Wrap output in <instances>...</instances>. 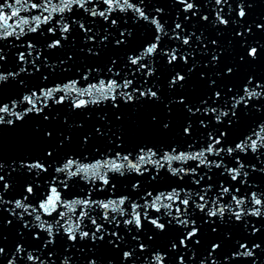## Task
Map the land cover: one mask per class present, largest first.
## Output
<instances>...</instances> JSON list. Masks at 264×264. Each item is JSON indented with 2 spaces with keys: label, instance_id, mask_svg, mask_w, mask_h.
Returning <instances> with one entry per match:
<instances>
[{
  "label": "snow or ice",
  "instance_id": "1",
  "mask_svg": "<svg viewBox=\"0 0 264 264\" xmlns=\"http://www.w3.org/2000/svg\"><path fill=\"white\" fill-rule=\"evenodd\" d=\"M254 2L255 0H252V3ZM175 3L184 5L182 11L185 13V20L196 16L200 9L198 3L190 2V0H175ZM226 3L228 0H215V5L218 6ZM143 4L144 0H135V2L133 0H14L13 4L7 2L0 4V21L3 22L0 24V41L2 42L9 40L10 37L20 41L21 35H27L29 32H38L43 35L45 29H42L41 25H50L46 29L47 32L52 33L53 36L57 31L60 33L58 38L47 44L48 48L55 49L63 47L62 41L69 38V34L73 32V25H77L85 33L86 41L94 42L99 36L100 43L104 44L109 40L112 32L106 28L104 35L99 33L87 35L93 33V27H86L85 24L94 25L95 18L99 17L111 28L117 25L119 20L111 17L117 13L127 14L128 12L132 13L134 19L143 20L149 25H153L156 32L153 41L146 42L142 46V51L137 49L135 54L127 55V63L124 64L127 71L123 76L120 70H114L117 60L113 59L107 68V72L104 73L108 79L93 76V72L100 73V69L88 68L77 79L51 88H42L39 94L35 88H28L24 80L17 81V77L21 73L29 71L28 64H31L35 71L40 70V65L37 63L40 57L36 45L29 40L27 43L28 55L26 56L22 52L17 53L16 59L19 65L23 64V66H20L16 71L4 70L3 62L6 61V57L2 54L3 48L0 47V85L11 79L17 81L22 90V93L17 97L7 99L0 90V132H3L5 127L16 128L18 124L23 125L25 118L30 114L44 115L45 111L50 110L53 105H62L69 100L71 101V108L74 110L87 109L90 104L99 106L105 101L118 108L120 106L119 101L127 104L136 103L141 98L158 100L160 98L158 91L153 90L152 87H144L149 78L156 74L155 57L160 55L166 58L168 65H175L180 61L187 64L189 55H192V53L181 52L180 47H171L169 50H165L161 47L162 38L168 37L170 40L181 41L182 45H190L193 36L196 34L193 32L184 34L187 29L177 18V22L171 28L172 35H169V31L165 28L167 22H162L160 19V14L164 10L157 8L155 10L156 15L149 16L145 8L142 7ZM248 7H251V3L248 4ZM6 8L10 10L8 16L3 14ZM229 9L231 10V5H229ZM237 9L236 15L238 17H246L245 0H238ZM22 11L29 13V16L27 18L21 16ZM81 11L92 19L85 21L74 14ZM223 11L222 7L215 9V22L227 26L230 21L222 15ZM189 12H191V16L187 15ZM70 15L71 20H69ZM11 17L19 19L15 28L7 23ZM200 18L203 21L209 20L207 15ZM232 23H237V21H232ZM21 25L26 26V31L25 27H21ZM256 27L264 31V24H256ZM16 29H19V32ZM244 31L251 33V27ZM125 33H127V37L132 36L131 31L121 29L120 38L114 41L116 46L128 42ZM236 35L243 36L244 32L238 31ZM196 39L200 40L201 37L196 36ZM212 43L216 44L217 41L213 40ZM24 46L23 43L18 45V47ZM33 51H37L36 57H32ZM87 51L94 55L99 54L94 52L91 47ZM258 54L256 46L248 48L247 55L252 59H255ZM30 57L31 59H29ZM218 59V56L213 55L211 61L216 63ZM240 59L243 60L244 57H240ZM43 63L47 66V57H44ZM60 63L63 64L64 61H60ZM191 70L190 68L189 72ZM225 71L227 74H231L233 68L228 67ZM129 74L131 79L128 78ZM137 74L144 79L138 82ZM203 75L201 73V76ZM43 79L47 80L48 77L44 76ZM90 80L95 82H90ZM185 80L186 76L181 71H175L168 82V86L170 89L178 84L182 87V82ZM215 84V80L209 81L210 87ZM261 99H264V79H257L252 75H249L239 88L232 85L227 88L226 92L213 88L211 94L201 98L195 107L189 106L183 96L174 99L175 103L184 105L190 117H197L198 114L203 117L198 119L201 128L209 129L213 120L222 126L207 131V140L199 146V150H195L194 143L185 145L170 143L161 146L149 141L141 142L135 148L125 149L124 140L118 136L114 148L108 147L104 151L97 149L95 155L91 157L84 153H70L59 161H55L50 159L53 152L47 150L44 154L21 156L5 163L2 154H0V173H2L0 174V222L11 225L15 221L27 230L34 240H41L42 247L48 250L46 253L48 259L46 261L41 259L40 255H33L32 252H28L22 241L17 242L15 251L11 252V259H9L5 247L0 246V257H3L5 264H13L14 261H23L25 258L23 254L27 253L26 259L33 261L34 264H56V261L52 259L51 246L54 245L56 237L61 234V231L70 242L69 249L76 244L78 239L81 241L91 240L95 243L97 241L103 242L106 236L111 237L107 240L108 244L118 248L119 244L116 241L123 243L124 237L119 231H110L109 227L105 225H114V229H119L121 221L125 225L126 233L129 234L133 232V229L136 233L142 232L145 221L159 233L167 232L174 225L179 226L182 232L178 237V244L175 240L170 243V251H176L178 245L188 249L189 241L198 245L200 240L196 237L200 232V227L203 224L215 225L217 222L215 218L224 222L225 213H227L228 221H232L234 217L236 221L245 223L246 218L250 215L264 217V188L249 182L250 171L258 170L264 173V168L257 169L254 163H248L245 160L249 153L254 154L257 159L260 158L261 154H264L262 153L264 150V120L250 126L248 133L239 142L229 144L227 140L228 130L234 123H239L241 115L252 109L258 112L264 111V105L256 103ZM48 100H51V105L47 102ZM172 102L170 101V103ZM208 117H212V119L206 122ZM119 118L118 116L117 119ZM44 119L47 120L48 116L44 115ZM152 119L155 121L156 117H152ZM169 123L167 121L162 123L161 128L167 130ZM97 131L99 132V129ZM183 134L188 138L192 136V119L186 120ZM46 135L51 137L52 133L47 132ZM69 139L70 137H65V140ZM87 141L88 137L85 136L84 142L87 143ZM63 143L64 141H60V146H63ZM183 148H186L187 151L181 150ZM189 161L193 163L189 164ZM174 162L178 163L179 167H173ZM261 162L264 163V161ZM149 165L152 167L150 168ZM165 167L179 181H183L185 176H190L194 185L200 186L206 178L209 183L206 187L198 188L197 191L180 185L171 188L170 191L158 192L156 195L145 190V194L139 197L143 203L136 202L132 198V193L116 196L115 174L124 176L126 172L136 173L138 177L143 178L147 173L149 180L156 181L160 176L159 170ZM213 168L218 170L222 177L228 178L217 184L218 192L215 197L209 196V192L213 190V185L210 183L212 178L208 172ZM198 169L200 171H197ZM49 171L53 173L51 176L48 175ZM13 173H15V177H13ZM110 173L113 175L110 176ZM61 175L64 179L59 178ZM73 177L87 181L90 187L85 194L67 200L61 195L59 189L61 187L63 189L69 188L68 181ZM17 179L23 181L20 185L22 188L21 198L5 199L4 194L14 189L13 181ZM41 181L46 185L43 199L38 204L30 202V195H35L41 191ZM97 181L100 184L99 188L96 185ZM131 187L133 190L140 189L142 187L140 179H136ZM242 188H246L247 191H242ZM108 189L112 190V197L106 200L93 199L95 192H104ZM225 196L229 198L225 200ZM129 207L131 211H129ZM193 208L204 214L201 217L202 223L198 224L197 220L192 218L191 210ZM97 209H103V212H97ZM149 209H153L155 214H150ZM161 209L165 211L161 213ZM4 212H7L11 219L3 221ZM45 215L50 217L51 221L42 219V216ZM26 217H31L32 220L30 221ZM86 220L93 226L91 231L84 230L88 228V223H85ZM216 230V227H212L213 232ZM257 232H259V228L253 226L252 233ZM43 233H47V238L42 236ZM19 235L22 237L24 232L20 231ZM152 238V235L148 236L149 240ZM0 240H2V236H0ZM132 240L137 242L136 247L123 251V259L125 261L130 260L131 264H135L137 259H133V257L137 254L136 249L138 248L140 253H144L149 250L150 245L144 243L139 234L133 235ZM237 245V250L231 253L230 257H224L226 262L239 257H254L253 249L260 248V245L255 243L252 244L251 248L247 243H240L239 241H237ZM219 248V243L211 244L210 250L205 257L200 259L199 264H217L213 255ZM151 254L153 259L147 260L145 258V264H153V262L155 264H170L167 251L157 249ZM195 254L193 252L192 256L194 257ZM61 264H71L70 257L65 255ZM88 264H97V261L89 260ZM177 264H188L183 254L178 257Z\"/></svg>",
  "mask_w": 264,
  "mask_h": 264
},
{
  "label": "water",
  "instance_id": "2",
  "mask_svg": "<svg viewBox=\"0 0 264 264\" xmlns=\"http://www.w3.org/2000/svg\"><path fill=\"white\" fill-rule=\"evenodd\" d=\"M7 2L13 4L14 0H0V4ZM135 2V0H133ZM200 5V9L196 16H192L191 19L185 20V13L182 11L184 5L176 4L175 0H144L142 7L145 8L149 16L156 15V9L161 8L164 11L160 14V19L166 21L165 28L171 34V28L174 23H182L188 32H193L196 36H200L201 39L197 40L196 36H193L190 45H182L181 41L170 40L168 37L162 38V45L165 50H169L171 47H180L181 52L185 54L192 53L188 57V63L183 61L178 62L175 65H168L166 58L158 55L155 57L156 74L149 78L148 83L144 87H152L153 90L158 91V100H147L141 98L136 103H124L119 101V107H113L108 101L103 102L99 106L89 105L87 109L74 110L71 108V101H65L62 105H53L50 110H46L44 115L48 116V119H44V115L30 114L25 118L24 124L19 125L16 128L3 129L0 132V154L3 156L5 163H8L21 156H31L44 154L47 150L53 152L51 160L59 161L66 157L67 154L84 153L88 156H94L95 151L99 149L104 151L108 147H115L117 137L120 136L124 140V148H135L139 143L149 141L151 143L164 146L170 143H176L177 145H185L187 143H194L195 150H199V146L207 140V131H211L218 125L213 120L209 129L205 130L200 127L198 119L203 118L200 114L197 117H190L187 114L183 104H177L174 99H178L183 96L189 106H197V102L210 95L213 88L219 89L223 92L227 91L229 86H239L246 80L249 75L255 76L257 79H264V31L258 29L256 24H264V0H245V7L247 8V15L244 18H240L236 15L238 0H228V3L222 5H215V0H190ZM251 3V7L248 4ZM231 5V10L229 9ZM103 7V5H101ZM222 7L224 11L222 15L230 22L227 26L221 25L215 22V9ZM4 15H10L9 9H4ZM78 15V18L85 21L92 18L81 12L74 13ZM68 15V14H66ZM191 16V12L187 13ZM207 15L208 21H203L200 17ZM21 16L27 18L29 13L21 12ZM111 18H118L117 25L109 28L108 24L104 23L102 18L96 17L95 24L86 23L85 26L93 27V33L87 35H93L99 33L100 35L106 34L104 30L108 28L112 32L109 36V40L104 44L100 43L99 36H97L94 42H88L85 38V33L77 26L73 25V32L69 34V38L62 41L63 47L51 49L47 47V44L52 43L55 38L60 35L59 31L55 36L52 33L47 32V28L50 25H41L42 29H45L44 34L27 33V35H21L20 41H16L15 38L10 37L9 40L0 41V47L3 48V55L6 57V61L3 62L5 71H16L23 64L18 63L16 57L18 52L28 55L29 49L27 43L30 40L36 45V49L39 52V59L37 63L40 65V70L37 72L33 69L31 64H28L29 71L21 73L18 80H24L25 85L28 88H35L39 94L42 88H51L56 85L67 83L69 80L77 79L81 73L88 68H98L100 73L93 72V76H101L104 79H108L104 73L107 72V68L111 64L113 59L117 60L114 66V70L118 69L123 74L127 71L124 68V64L127 63L126 57L130 54H135V50H143L146 42L153 41L156 34L153 25H149L143 20H136L133 18L132 13H117ZM71 20V15L69 16ZM237 21V23H232ZM3 22L0 21V24ZM8 24L15 26L19 23L17 17H11L7 20ZM21 27L26 26L21 25ZM251 27V33L244 30ZM127 29L132 32V36L127 37L128 42L116 46L114 41L120 38V30ZM19 32V29H16ZM179 31V30H177ZM238 31L244 32L243 36H238ZM216 40L217 43L213 44L212 41ZM23 43L24 47H18ZM256 46L258 48V56L252 59L247 55L248 48ZM93 48L94 52H98V55L91 54L87 51L88 48ZM213 55L219 57L216 63H212L211 58ZM37 56V51L32 52V57ZM44 57H47V66L44 65ZM240 57H244L243 60ZM31 59V57L29 58ZM60 61H64L63 64ZM228 67L233 68L231 74L226 73ZM192 69L189 72V69ZM79 70V72H78ZM175 71H181L186 80L181 87L179 84L169 88L168 82L171 76L175 74ZM201 73L204 75L201 76ZM110 75V74H109ZM47 76L48 79L44 80L43 77ZM131 79V75L128 76ZM137 81L143 80L142 76L137 74ZM215 80L216 84L212 87L209 86V81ZM17 81L9 79L8 82L0 85L4 97H17L22 93ZM90 82H95L91 81ZM135 83V81H134ZM87 99V98H86ZM170 101H173L170 103ZM51 105V100L47 101ZM252 103V102H250ZM261 105H264V99L256 101ZM219 107L220 105H214ZM170 109V111H169ZM120 117L117 119V117ZM152 117H156L153 121ZM188 119L193 121V134L190 138L185 137L183 134V127ZM212 119L208 117L206 122ZM264 120V111L258 112L255 109L247 111L241 115L239 123H234L228 130V143L233 144L239 142L245 134L248 133L250 126H254L256 122ZM170 122L169 128L163 130L161 128L162 123ZM99 129V132L97 131ZM47 132H51V137L46 135ZM88 137L87 143L84 142V137ZM65 137H70L69 140H65ZM64 141L63 146H60L59 142ZM111 141V143H110ZM181 150L187 151L186 148ZM264 153V150H262ZM99 158V157H97ZM212 159V157H209ZM246 162L254 163L257 169L264 168V154H261L260 158L249 153L245 157ZM227 162V158H226ZM192 164V161L188 162ZM187 166V165H186ZM233 166V165H230ZM151 168L152 166L149 165ZM173 167H179L178 163L173 164ZM203 167V166H201ZM159 179L151 181L148 179L146 173L143 178L137 176L136 173H125L124 176L116 175L115 194L119 196L121 194L128 195L132 193V198L138 202L143 203L139 197L145 194V190L152 192L156 195L158 192L170 191L171 188L180 185L184 188H190L192 191H197L198 188L206 187L209 183L207 178L201 183L200 186L192 183L190 176H185L183 181H179L168 172L167 167L160 169ZM197 171H200L198 169ZM19 172V169H17ZM2 174V173H0ZM53 173L49 171L48 175ZM113 175L112 173L109 174ZM208 175L211 176L210 183L213 185V190L209 192V196L215 197L218 189L217 184L221 180H227L226 176L222 177L220 172L213 168ZM15 177V173H13ZM60 179H64L61 175ZM140 179L142 187L140 189L133 190L131 185ZM249 182L260 185L264 188V173L260 171H250ZM14 189L10 192H6L5 199L21 198L20 193L22 188L20 185L23 183L22 179L13 181ZM42 187L41 191L35 195H30L29 201L38 204L43 199V192L46 188L43 181L40 182ZM70 187L59 189L61 195L71 200L77 198L86 193L90 184L80 179L79 177H73L68 181ZM97 188L100 187L99 182H96ZM238 187H242L237 185ZM242 191H247L246 188H242ZM138 193V195H137ZM183 195V193H182ZM113 196L111 189L104 192H95L93 199L106 200ZM114 198V197H113ZM229 197L225 196L227 200ZM199 202V201H198ZM183 207V206H182ZM250 207V205H249ZM19 211V210H18ZM97 212L102 213L103 209H97ZM129 211L131 208L129 207ZM150 214H155L153 209L148 210ZM165 211L161 209V213ZM175 214V209L173 208ZM95 214V213H93ZM55 216V213H53ZM193 219L197 220V223H202L201 213L198 209L193 208L191 210ZM3 221L11 219L7 212L3 213ZM26 219L32 220L31 217ZM42 219L51 221L48 216H42ZM167 219V218H165ZM215 225L203 224L200 227V232L196 239L200 240L198 245L193 241H189V248L184 249L179 247L176 251H170V243L175 240L178 244V237H180L182 230L179 226H173L167 232L159 233L152 225L145 221L144 230L140 233H136L135 229L131 234L126 233L125 225L121 221L119 229H114V225L108 226L109 230H117L124 237V242L119 244V247H115L108 244L107 240L111 237H107L103 242L97 241L93 243L91 240H79L70 249L68 248L69 241L66 239V235L61 231V234L56 237L54 245L51 246L53 253L52 259L56 261V264H61V261L65 255L70 257L71 264H88L89 260H96L97 264H131V261H125L123 259V251H128L131 247H136L135 241L132 240L133 235L139 234L143 238V242L150 245L148 251L140 253L139 249H136V255L133 259H137L135 264H145V258L152 260L155 250L160 249L169 253L170 264H177V259L180 255H184L188 264H199L201 258L207 255L210 250L211 244L219 243L220 248L214 253L213 259L217 264H264V217L248 216L246 223L243 221H236L233 217L232 221L227 220V213H225V220L221 222L219 218ZM34 222V221H33ZM98 222H100L98 220ZM88 228L85 231H91L93 226L87 220ZM255 226L259 228V232L252 233V228ZM212 227H216V231H212ZM190 230V226H189ZM23 231L24 235L21 237L19 232ZM152 235L151 240L148 236ZM0 246L5 247L6 253L11 259V252L15 251V246L18 241H22V244L27 248L28 252H32L33 255H40L41 259L47 261L46 255L47 249L42 247L41 240H34L29 232L22 228L20 224L13 221L11 225L0 222ZM42 236L47 238V233H43ZM237 241L240 243H247L249 248L252 244H259V249H253L254 257L246 258L239 257L235 260L226 262L225 256H231V253L237 250ZM38 250V251H37ZM243 251V249H240ZM195 252V256L192 253ZM163 254L162 252L160 253ZM23 261H14L13 264H34L33 261L26 259L27 253H24ZM191 257V259H190ZM0 264H5L3 257H0ZM155 264V262H153Z\"/></svg>",
  "mask_w": 264,
  "mask_h": 264
}]
</instances>
